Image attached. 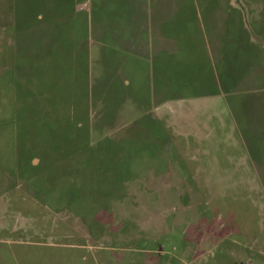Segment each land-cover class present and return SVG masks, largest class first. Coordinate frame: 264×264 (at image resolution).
Here are the masks:
<instances>
[{"label": "rangeland", "instance_id": "1", "mask_svg": "<svg viewBox=\"0 0 264 264\" xmlns=\"http://www.w3.org/2000/svg\"><path fill=\"white\" fill-rule=\"evenodd\" d=\"M12 4L0 264H264V0ZM149 14L199 45L148 64Z\"/></svg>", "mask_w": 264, "mask_h": 264}, {"label": "crops", "instance_id": "2", "mask_svg": "<svg viewBox=\"0 0 264 264\" xmlns=\"http://www.w3.org/2000/svg\"><path fill=\"white\" fill-rule=\"evenodd\" d=\"M2 7H4L5 9H1ZM13 4H12V0H0V12H8V13H12L13 12ZM142 12H140L139 11V13L138 14H141ZM139 19H140V17H139ZM9 20V19H8ZM112 20H114V18H112ZM141 20V19H140ZM148 22L146 23V25H144V28H145V30L147 31V35H146V37H147V42H145L146 44H144V45H146V47H147V51L149 52L150 50H152V52L154 51V48L155 47H157L158 48V51H154V53H152V55L153 54H155L156 53V55H153V56H149V59L151 60V61H149V63L148 64H151V63H155V62H153L154 60H156V58H159V60L161 61V62H168V60H167V58L169 57V55L171 54L172 55V58H173V56L176 54V52H177V50L178 51H181V52H187L186 51V46L187 45H191V44H189V43H187V41H184V40H182V41H179L178 40V38L175 36V37H173L174 38V40H171V39H169V37H168V35H167V33H169L168 32V28L166 27V25H165V23L163 24V26H161L162 27V29H161V27L159 26L158 28L156 27V25L153 23V21L151 20V18H150V14L148 15ZM138 23V22H137ZM158 23V22H157ZM162 24V23H161ZM11 25H13V21L11 22ZM159 25V24H158ZM124 26V25H123ZM123 26H121V25H118V29L119 30H122V28H123ZM108 27L107 26H105L104 24H101L100 25V33H101V35H100V40H103V38H105V37H107V36H109V33L106 31V29H107ZM123 29H125V28H123ZM131 33H130V35H132V41H130L131 42V44H135V45H133L130 49H128V54L127 53H125L126 51H127V49L126 48H123V51H122V54L124 55L122 58H121V60H120V63H123V64H121V67H124L125 65H124V62H129V61H131V60H128L130 57L129 56H133L134 54H137L138 52H139V54L141 55V53H146V51H143V50H138V49H134L135 48V46L136 45H139V44H136L137 42H140V41H142V39L141 38H143L140 34H139V32H135V30H134V28H132L131 27ZM134 37H136V38H134ZM110 38H112V33H111V35H110ZM116 40H118L119 39V37H117V35L114 37ZM134 38V39H133ZM14 39H16V42H17V37L16 38H14ZM11 41H13V40H11ZM171 42V44L170 45H166V42ZM10 42V41H9ZM175 42V43H174ZM102 43V42H101ZM195 43V46H198L199 45V42H198V40H196V39H194V42L192 43V45ZM54 41H52V45H51V48H53L54 49ZM103 44V43H102ZM119 44H122V45H124L123 44V42H120L119 41ZM191 45V47H190V49L193 47ZM182 46H184V49H183V47ZM196 53V52H195ZM133 54V55H132ZM53 55V54H52ZM226 55V54H225ZM136 56V55H135ZM137 56H139V55H137ZM48 58V60H47V62H51V64H42V66L41 67H46V68H48L47 66H50V68H53V69H55L54 68V57H52L51 59H50V57H47ZM141 59H143L142 57H137V58H135V59H133V61H143V60H141ZM225 60H227L226 58H224ZM223 59V60H224ZM153 60V61H152ZM158 60V61H159ZM228 60H230V59H228ZM144 62H146V61H144ZM40 65V64H39ZM163 65H165V63L163 64ZM126 66H127V64H126ZM129 66V65H128ZM0 71H2L1 69H0ZM133 73H135V70H134V72ZM264 76V75H263ZM161 78H162V76H160ZM163 79V78H162ZM166 79H167V77H166ZM163 85H164V83H163ZM264 90V89H263ZM165 105L166 104H164V102H162V103H160V104H156L155 105V107L158 109V111L159 112H166V111H164V107H165ZM180 105H182V102H180ZM154 111H155V108H154ZM157 114V113H156ZM165 114V113H164ZM161 115H163V114H161ZM160 115V116H161Z\"/></svg>", "mask_w": 264, "mask_h": 264}]
</instances>
